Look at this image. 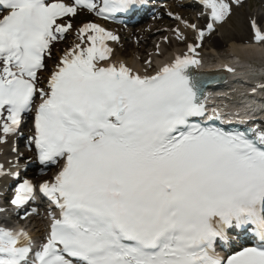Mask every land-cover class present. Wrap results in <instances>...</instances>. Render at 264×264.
<instances>
[{
  "label": "snow or ice",
  "instance_id": "1",
  "mask_svg": "<svg viewBox=\"0 0 264 264\" xmlns=\"http://www.w3.org/2000/svg\"><path fill=\"white\" fill-rule=\"evenodd\" d=\"M141 2L0 0L10 10L0 18V142L39 95L40 163L64 160L55 182L40 186L61 216L31 264H264V133L253 139L201 122L206 105L188 74L198 59L178 56L154 75L100 66L111 58L106 42L118 37L86 23L79 34L87 46L72 48L47 90L38 87L57 34L73 27L58 20L78 9L109 19ZM201 2L213 22L231 13L226 0ZM15 191L11 202L21 205L33 185L24 180ZM233 229L257 244L221 257L215 245ZM32 252L27 233L0 228V264H29Z\"/></svg>",
  "mask_w": 264,
  "mask_h": 264
},
{
  "label": "bare ground",
  "instance_id": "2",
  "mask_svg": "<svg viewBox=\"0 0 264 264\" xmlns=\"http://www.w3.org/2000/svg\"><path fill=\"white\" fill-rule=\"evenodd\" d=\"M263 2L262 4H264ZM177 17L179 16L175 15V25L178 30V31L176 30V32H174L173 30H168L169 27L167 28L162 27L161 29H157V27H151L149 28V31L145 32V34L149 36L153 33H157L158 31H159L158 33L162 34V32L164 31L165 35L163 33V36H167V39H166L167 44L160 43L159 39L156 41V43H153L152 41L153 38H147V37L141 41L140 36L139 37L134 36L136 40L132 42L126 41L127 43L125 45V49L127 46L128 50L126 49L125 52H128V54H131L135 49L137 51L136 56L134 58H129V59L117 58L115 56L116 57L115 59V57L112 55V61L117 64L123 63L127 65L128 67L132 68L134 71L141 73L142 75H151L150 67L154 68L156 66V63L159 64L161 62H166L169 60L172 61L173 59L178 57V54L182 52L190 53L188 52L189 44L196 45L197 43H200L201 42L200 36H198L196 31L192 30L189 25H187L183 20H181L180 17L179 19H177ZM243 19L245 21H248L249 20L248 14H243ZM253 19H255L253 21L255 22L256 27L263 28L261 26V23H263L262 22L263 17L261 15L260 16L256 15L255 18ZM166 21L167 20H164L163 23H165ZM168 26H170V24H168ZM80 28L82 27L77 28L73 26L72 29L69 30V32L72 33L74 37V42H73L74 47L77 44H82L85 47L87 46V44H85V41L81 38L79 34ZM253 29H254L253 23H250V27L248 25V27H243L241 29L236 28L234 33L232 34L229 33L228 36L223 35L220 37H217V36L214 37L213 34L209 36H205L203 42H201L203 47L205 46L206 41L209 42V45H211V47L215 49L222 48L228 45L229 43V47L231 48V52L233 54L231 58L220 59L217 62H215V64L207 61L208 65L206 67L211 68L214 66H221L222 67L221 71H217L213 73L223 74L224 75L223 79H229L230 72L226 70V67L232 65V63H237L238 65H243V66H247L249 64L252 67H257V63L253 64V62L254 61L260 62L261 57L264 56V42L261 41L258 44L256 40H254ZM116 34L117 33H114V35ZM69 41L70 40L66 39L63 42V45H60L54 51V53H59L57 56H55V58H53L54 56L52 54H50L47 57L50 60L48 67L51 69V72L48 76V80L51 74L53 73V71L56 70L57 66L59 65L60 61L65 56V54L71 51L69 49V46L71 45H68ZM254 42H256V44ZM109 43L110 45L117 44L115 43V41H112V40H109ZM203 47L200 49H196V53H191V54H195V55L200 54L203 51ZM131 49L132 51H129ZM164 49H165L164 52L162 53L158 52V50L162 51ZM205 54L206 52L204 49V52L201 53V56L202 55L206 56ZM150 56H152V62L150 64H147V60ZM101 64H104V61L101 62ZM210 65H213V66H210ZM243 83L251 85L252 88L257 87V85L253 84L252 82L245 81ZM226 86L228 88L235 87V86H228L227 83H223L219 85L220 88L221 87L227 88ZM261 95H264V92L261 93ZM259 98H262V96ZM21 128L19 127L15 133L10 134L7 137H3V140L5 142H0V151H1L0 168H2V172H3V174L0 175V202L4 201L5 195H7L10 183L13 182L15 179V174H17L19 171L21 172L24 171V169L20 167L19 161H17L18 155L16 154V151H15V146L17 144L15 143V140H14L15 137L22 136ZM251 244L252 243H250L249 245Z\"/></svg>",
  "mask_w": 264,
  "mask_h": 264
},
{
  "label": "rangeland",
  "instance_id": "3",
  "mask_svg": "<svg viewBox=\"0 0 264 264\" xmlns=\"http://www.w3.org/2000/svg\"><path fill=\"white\" fill-rule=\"evenodd\" d=\"M263 1L264 0H245L243 2H240L241 4L240 3H231L230 4V6H231L230 15H228V18L224 22H219L216 24V31L213 32V36L214 37H216V36L220 37L223 35L228 36L229 33L230 34L234 33L236 28L241 29L243 27H248V25L250 27V23L253 20H255L253 18H255L256 15H258V16L261 15L264 19V4H262ZM183 10L187 11L189 14L185 15ZM176 12H178L179 17L183 21H185V23L188 24L189 26L193 25V24L205 25L206 20H205V14L203 12H206V10L204 11L201 8H195V7H182V5H181L175 10L174 13H176ZM243 14H248V17H249L248 21H245L243 19ZM86 15H87V18L90 17V14H86ZM167 19H168V21H170L172 23L170 27H172V29H174V27H175V29H176L177 27L174 25L175 20L172 17H168ZM263 19H262L263 23H261V26L264 28V20ZM166 24H168V23H166ZM166 24H163V25H166ZM78 25H79V23L76 24V27ZM163 25H161V26L158 25L156 27L161 29L163 27ZM169 30H171V29H169ZM193 30H195V29H193ZM158 32L149 35V37L153 38V40H152L153 43H156V41L158 39H159L160 43H166V41H165L166 36H163L164 31L162 32V34H160ZM164 35H165V33H164ZM154 37H156V38H154ZM68 38H70L72 41L73 35H69ZM132 41H134V39ZM126 43L127 42H119L118 46L115 49V56L117 58L129 59V58H134L136 56L137 51L135 49L131 54H128V52H125V50L127 49V46L125 49ZM61 45H63V43H61ZM69 47L71 48V46H69ZM204 49L206 52L205 55L208 58L207 60L209 62H213L214 60H217L219 58H230V56L232 54L231 48L229 47V43H228V45H226L222 48L213 49L211 47V45H209V42L206 41L205 46L203 48V52H204ZM129 51H132V49ZM151 59H152V56H150L148 58L147 62H150ZM261 61H264V56L261 57ZM46 73H47V71L45 72V74ZM253 79H255V78H250V79L245 80V81L251 80L252 83H256V84H263L264 83V78L259 79V80H257V79L253 80ZM20 146H21V142L18 143V148L16 150H17V153L19 155V157H18L19 162L22 164V163H25V161L27 160L28 157L24 156V152H22V150H20Z\"/></svg>",
  "mask_w": 264,
  "mask_h": 264
}]
</instances>
